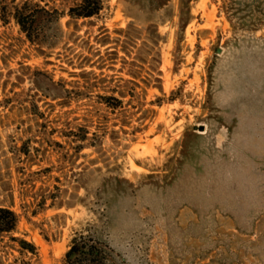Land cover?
Wrapping results in <instances>:
<instances>
[{
  "label": "rangeland",
  "instance_id": "obj_1",
  "mask_svg": "<svg viewBox=\"0 0 264 264\" xmlns=\"http://www.w3.org/2000/svg\"><path fill=\"white\" fill-rule=\"evenodd\" d=\"M78 1L40 4L66 13ZM102 1L96 17L69 26L61 17L64 37L46 55L24 42L13 22L0 25V101L34 94L27 79L13 86L9 70L18 62L37 67L87 96L65 108L39 102L38 121L47 130L87 126L100 140L75 154L55 132L64 146H48L31 114L16 101L13 110L0 104V205L12 200L19 214L13 236L36 246L34 264H62L73 234L96 220L95 189L105 179L113 187L105 193L103 235L126 264H264V27L233 33L223 0H191V20L179 30L178 0H171L174 17L159 26L164 41L153 77L160 83L142 81L150 78L144 64L133 68L140 70L136 84L125 85L136 48L126 56L117 47L112 61L98 40L112 42L130 18L122 0ZM87 58L95 64L80 68ZM114 86L133 94L115 112L97 101ZM27 138L38 140L29 158L14 148ZM53 194L61 208L48 207ZM9 236L0 239V264L29 260Z\"/></svg>",
  "mask_w": 264,
  "mask_h": 264
},
{
  "label": "trees",
  "instance_id": "obj_2",
  "mask_svg": "<svg viewBox=\"0 0 264 264\" xmlns=\"http://www.w3.org/2000/svg\"><path fill=\"white\" fill-rule=\"evenodd\" d=\"M43 0H0V25L6 26L13 22L17 27L18 33L22 35L23 41L28 42L34 47L40 55H46V52H52L56 49L64 37V31L60 24V19L64 15L68 16L67 25L71 21L79 19H90L99 15L103 9L102 0H79L75 4L69 6L66 13L60 12L56 8H47L41 5ZM125 5L124 13L130 18L125 29L116 30L118 37H115L111 42L106 39L98 40L101 46L105 48L106 55L111 56L110 60L114 61L117 57V47L124 52L126 56H130L133 49L136 48V54L130 61V68L127 70L129 79H123L124 84H136L133 79L140 78V70L133 68L144 69V64H148L149 70L147 73L150 78L142 80L147 86L151 78H155L157 83H160V78L153 77V72H158L160 64V49L159 43L164 41V37L159 33V26L171 21L174 17L173 9L170 6L171 0H122ZM190 1L178 0L177 27L182 30L184 26L191 20L190 16ZM221 10L224 14L233 33L236 32H254L264 27V0H223ZM137 24L142 25L137 27ZM108 39V38H107ZM143 39L139 47L136 46L137 40ZM110 45V46H108ZM99 68L104 65V59L97 52ZM150 56V57H148ZM4 60V59H3ZM87 58L80 65L83 68L84 64L93 65ZM4 60V64H5ZM123 63H128L123 60ZM18 68L9 70V73L15 74L16 86L28 80L30 83L29 89L34 94H29L25 98H19L17 94L16 100L14 97L4 98L0 101L3 108L13 110L16 106L14 101L28 114L33 116L35 126L44 137L41 139L48 146L63 147V143L54 140L51 136L58 132L60 137L64 139L73 153L78 154L84 148L97 147L100 140L95 138V133L89 131L87 126L77 125L75 127L67 126L62 130L57 128L47 130L44 122L38 121L44 119L43 111H41L39 102L48 104L47 99L57 101V104L62 107H69L73 101L86 98V94L82 91L67 88L61 80H54L49 73L37 67L31 68L30 65L24 62H18ZM93 74L91 71L82 70L81 75ZM102 75V74H101ZM105 77V76H104ZM102 78L105 80V78ZM111 79H114L111 77ZM142 79V78H141ZM160 88V86H158ZM109 94H98V103L103 105L110 111H118L123 104V98L132 92L121 89L119 86H114L109 89ZM116 94V95H115ZM159 105L160 102H157ZM66 125H69L67 123ZM31 128V127H30ZM91 135V136H90ZM97 137V136H96ZM27 138L22 141L21 145L15 148L16 154H23L26 157H32L29 149L31 141H38L36 138ZM40 172H48V168L33 171L32 174ZM121 182H115V187L118 189ZM112 184L103 179L97 186L96 202L100 211H95L96 220L89 223L85 231L73 234L70 239L67 250L65 251L62 264H126L124 258L113 247L111 242L103 235L107 226V214L105 212L106 198L105 193L112 188ZM51 202L48 207L61 208L63 203L58 202L57 196H50ZM13 202L10 205H0V239L5 235H10V241L14 242V246L20 254L29 256V260H21L18 264H34L31 260L38 255L36 246L22 238L13 236L19 222V214L12 209ZM38 208L45 207V198L37 201L35 204ZM38 208H33L31 214L35 215Z\"/></svg>",
  "mask_w": 264,
  "mask_h": 264
},
{
  "label": "water",
  "instance_id": "obj_3",
  "mask_svg": "<svg viewBox=\"0 0 264 264\" xmlns=\"http://www.w3.org/2000/svg\"><path fill=\"white\" fill-rule=\"evenodd\" d=\"M202 129H203L202 126H200L199 130H202Z\"/></svg>",
  "mask_w": 264,
  "mask_h": 264
}]
</instances>
